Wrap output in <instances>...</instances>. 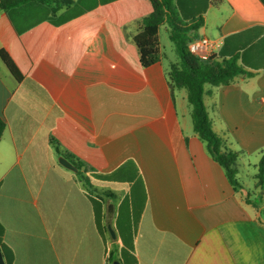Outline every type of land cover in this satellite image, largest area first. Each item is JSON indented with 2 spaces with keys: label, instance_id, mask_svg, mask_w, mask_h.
<instances>
[{
  "label": "crops",
  "instance_id": "crops-1",
  "mask_svg": "<svg viewBox=\"0 0 264 264\" xmlns=\"http://www.w3.org/2000/svg\"><path fill=\"white\" fill-rule=\"evenodd\" d=\"M39 1L15 8L14 24L0 9V51L22 75L16 81L0 59V224L12 264H106L88 191L59 156L85 172L110 227L125 197L144 204L137 264H264V192L256 180L254 198L239 181L242 189L231 186L193 132L186 92L168 80L177 56L159 39V61L139 64L133 36L148 0H46L40 8L54 14L35 22ZM72 12L80 14L54 23ZM253 25H264L259 0H221L197 38L216 53L225 36ZM204 104L238 155L237 180L249 170L255 177L264 70L215 89ZM121 166L116 180L90 178Z\"/></svg>",
  "mask_w": 264,
  "mask_h": 264
},
{
  "label": "trees",
  "instance_id": "trees-1",
  "mask_svg": "<svg viewBox=\"0 0 264 264\" xmlns=\"http://www.w3.org/2000/svg\"><path fill=\"white\" fill-rule=\"evenodd\" d=\"M32 0H1L0 9L5 11L11 22L12 11L20 5H25ZM264 6V0H259ZM46 0H40L38 8L32 10L35 22L44 19L54 13L42 10L40 4ZM150 10L140 20L137 33L133 36V42L139 53V64L148 67L160 59L159 30L165 27L169 40L174 46L177 61L170 64L168 80L171 88L184 90L186 100L190 106V116L193 132L200 140L205 142L206 149L212 159L221 166L231 186L242 189L237 180V153L233 152L227 142L217 136L213 131L204 97L215 89L234 84L237 78L249 79L264 70V25H253L242 31L227 35L216 53L203 60L188 51V44L197 38L198 30L203 26V15L208 8L221 0H148ZM80 12H72L60 17L54 23L63 22ZM31 23L30 26L35 24ZM24 29H17L20 33ZM0 59L6 66L10 75L16 80L22 79L21 73L4 52L0 51ZM208 87V88H207ZM5 129L4 122L0 119V139ZM77 176L83 185L91 188V181L81 172L80 166L75 164ZM122 171V166L111 173L91 172L90 178L100 181H113L116 174ZM127 180H131L127 178ZM255 187L264 192V153L260 154L256 164ZM94 213V223L103 244L111 242V249L107 252L106 264H137L133 255V241L139 223L144 204L134 202L132 194L124 198L118 205V215L111 229L116 242L109 237L103 201L93 197L88 191L86 194ZM246 202L249 197L245 196ZM4 229L0 224V251L5 264H12V253L3 242ZM118 242V243H117Z\"/></svg>",
  "mask_w": 264,
  "mask_h": 264
},
{
  "label": "rangeland",
  "instance_id": "rangeland-1",
  "mask_svg": "<svg viewBox=\"0 0 264 264\" xmlns=\"http://www.w3.org/2000/svg\"><path fill=\"white\" fill-rule=\"evenodd\" d=\"M159 39H160V43L165 51V53L167 54L168 57H170L171 59H174L176 57V52L174 49L173 44L171 43V41L168 38L167 32L165 31L164 27H161L160 32H159ZM58 159V158H57ZM238 181L246 188L249 190V192L251 193V197L254 198V195H256V192L254 190V182H255V177L253 176L251 170H249L248 173L244 174V175H240L238 177ZM83 183V182H82ZM85 187V186H84ZM86 191H89L92 193L93 197L97 194L93 191V186H91V188L89 187H85ZM109 220L110 218H105V224H109ZM110 234V233H108ZM109 237H111V235H109ZM112 238V237H111ZM112 242H116V237L115 239L111 240ZM107 247L108 249H111V242H107Z\"/></svg>",
  "mask_w": 264,
  "mask_h": 264
},
{
  "label": "built area",
  "instance_id": "built-area-1",
  "mask_svg": "<svg viewBox=\"0 0 264 264\" xmlns=\"http://www.w3.org/2000/svg\"><path fill=\"white\" fill-rule=\"evenodd\" d=\"M213 45L206 37H198L188 44L190 54L200 58L207 59L212 53Z\"/></svg>",
  "mask_w": 264,
  "mask_h": 264
},
{
  "label": "water",
  "instance_id": "water-1",
  "mask_svg": "<svg viewBox=\"0 0 264 264\" xmlns=\"http://www.w3.org/2000/svg\"><path fill=\"white\" fill-rule=\"evenodd\" d=\"M57 160H58V163H59L61 166H63L64 168H66V169H68V170H70V171H73V172H77V168H76L74 165H72V164H71L67 159H65L64 157L59 156ZM107 230H108V232L110 233L112 239H115V234H114L113 230L111 229L110 225H107ZM0 264H5V263H4V260H3V256H2V254H1V251H0ZM114 264H116V263H114Z\"/></svg>",
  "mask_w": 264,
  "mask_h": 264
}]
</instances>
